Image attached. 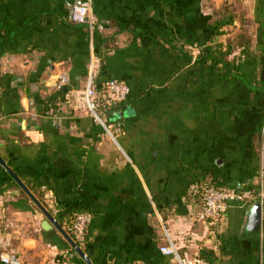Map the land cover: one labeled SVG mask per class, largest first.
Segmentation results:
<instances>
[{"label":"crops","instance_id":"1","mask_svg":"<svg viewBox=\"0 0 264 264\" xmlns=\"http://www.w3.org/2000/svg\"><path fill=\"white\" fill-rule=\"evenodd\" d=\"M85 1L0 0V24L19 27L0 33L2 160L68 235L93 215L80 246L92 264H180L160 251L165 231L187 260L264 264V205L258 230L254 204L216 228L196 217L205 184L264 190V0H91L96 32L71 22ZM242 46L241 80L186 57ZM92 56L98 87H130L104 115L116 139L76 110ZM46 220L0 164V264H87Z\"/></svg>","mask_w":264,"mask_h":264},{"label":"built area","instance_id":"2","mask_svg":"<svg viewBox=\"0 0 264 264\" xmlns=\"http://www.w3.org/2000/svg\"><path fill=\"white\" fill-rule=\"evenodd\" d=\"M70 18L73 23L86 25L91 30L96 26L102 29V24L99 23L93 14L91 0L75 4L72 7ZM99 63L100 60L97 57H91L86 77V86L76 99V110L84 112L95 121L101 123L106 128L108 134L116 139L111 128L106 125L104 115L107 111L124 103L128 99L130 87L125 82L115 79L108 80L101 87H98L96 80ZM261 169L262 177L264 170L263 159ZM201 189V206L196 217L197 220L210 228H216L220 225L233 203L244 205L260 203L261 206L264 205L263 188L248 187L246 189H238L217 186L215 184H205ZM92 221L93 215L90 213H76L70 219L67 230L79 247L86 242ZM163 238L165 239V245L160 247V251L164 255L178 260L180 264L204 263V260L201 258H196L194 261L182 258L168 232H164ZM1 260L4 264H20V260L14 255L1 256Z\"/></svg>","mask_w":264,"mask_h":264},{"label":"trees","instance_id":"3","mask_svg":"<svg viewBox=\"0 0 264 264\" xmlns=\"http://www.w3.org/2000/svg\"><path fill=\"white\" fill-rule=\"evenodd\" d=\"M71 19V18H70ZM72 22V21H71ZM73 23V22H72ZM75 24V23H73ZM80 26H86L82 24H76ZM225 25H229V21L225 22L223 21L217 28V32L219 33L220 29L224 27ZM88 27V26H86ZM89 28V27H88ZM19 30V27L16 25H2L0 24V33L2 31L4 32H12L13 34L17 33ZM94 32H96V28H93ZM146 35L153 41H161V39H164L166 42L171 43L169 38H164L160 35L159 32H156L154 30H148L145 33H140L138 32V36L141 35ZM162 37V38H161ZM244 49L241 52V55H239L238 58H226V54H216V53H209L205 50L200 51L199 55L194 59V57L190 54L186 53L187 59L192 62L194 61L196 64H201V65H214L217 70L218 74H220V78L223 80H230V79H238L241 80V76L239 73L235 71V66L238 60H240L243 56L245 58H248V48L247 46H242ZM70 222V221H69ZM86 243H87V237H86Z\"/></svg>","mask_w":264,"mask_h":264},{"label":"water","instance_id":"4","mask_svg":"<svg viewBox=\"0 0 264 264\" xmlns=\"http://www.w3.org/2000/svg\"><path fill=\"white\" fill-rule=\"evenodd\" d=\"M0 164L8 171L11 177L17 182V184L27 193V195L31 198V200L40 208L43 214L46 216L47 220L45 223H49L52 226L56 227L57 230L65 237V239L69 242L71 247L87 262V264H92L88 258V256L80 249V247L73 241L70 235H68L61 226L55 221L53 216L49 214L44 206L32 195V193L26 188V186L22 183V181L18 178V176L9 168V166L2 160L0 157ZM262 206L260 203L254 204L252 213H251V228L254 230L260 229L262 223Z\"/></svg>","mask_w":264,"mask_h":264},{"label":"rangeland","instance_id":"5","mask_svg":"<svg viewBox=\"0 0 264 264\" xmlns=\"http://www.w3.org/2000/svg\"><path fill=\"white\" fill-rule=\"evenodd\" d=\"M223 15V14H222ZM222 35H224V34H226L227 32L225 31V30H223L222 32ZM239 55V54H238ZM237 55V57L235 56V58H238L239 56ZM233 58H234V56H233Z\"/></svg>","mask_w":264,"mask_h":264}]
</instances>
